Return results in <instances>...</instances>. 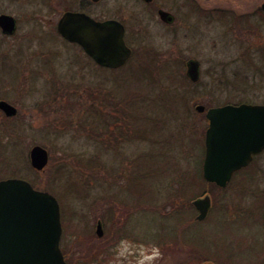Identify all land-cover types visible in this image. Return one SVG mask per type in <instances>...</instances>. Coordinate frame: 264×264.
I'll use <instances>...</instances> for the list:
<instances>
[{
    "label": "rangeland",
    "instance_id": "374dc122",
    "mask_svg": "<svg viewBox=\"0 0 264 264\" xmlns=\"http://www.w3.org/2000/svg\"><path fill=\"white\" fill-rule=\"evenodd\" d=\"M155 3L102 4L107 12L124 6L140 20L128 21L134 51L119 69L92 64L79 46L55 38L35 46L38 60L19 59L21 118L15 135L0 123V179L16 175L57 198L71 264H264V154L225 188L207 183L208 121L195 109L264 104V9L257 10L264 0ZM157 4L175 14V24L161 22ZM190 60L200 62L195 83L187 77ZM7 74L2 86L17 75ZM123 79L118 97L141 94L130 111L142 119L138 125L121 115L140 132L115 143L101 135L114 114L112 84ZM35 145L49 151L43 171L30 163ZM207 194L213 207L198 222L192 201ZM99 220L107 236L115 234L113 249L102 251L114 250L109 257L98 251Z\"/></svg>",
    "mask_w": 264,
    "mask_h": 264
},
{
    "label": "water",
    "instance_id": "95a60500",
    "mask_svg": "<svg viewBox=\"0 0 264 264\" xmlns=\"http://www.w3.org/2000/svg\"><path fill=\"white\" fill-rule=\"evenodd\" d=\"M151 1V0H148ZM164 21H172L161 11ZM60 32L78 42L101 66L119 68L131 57L124 40V27L117 21L96 22L85 14L69 13L60 23ZM187 76L200 79V62L187 63ZM0 108L15 115L16 108L0 101ZM205 113L204 105L196 106ZM205 138L203 176L208 183L225 188L235 172L250 165L264 150V105L241 104L210 108ZM31 165L43 171L49 163L48 151L36 145L30 152ZM197 220L208 216L212 207L209 194L193 201ZM63 234L61 209L57 198L20 178L0 181V264H67L60 242ZM96 234L104 235L99 221Z\"/></svg>",
    "mask_w": 264,
    "mask_h": 264
},
{
    "label": "flooded vegetation",
    "instance_id": "af4514ba",
    "mask_svg": "<svg viewBox=\"0 0 264 264\" xmlns=\"http://www.w3.org/2000/svg\"><path fill=\"white\" fill-rule=\"evenodd\" d=\"M135 1L139 5H142V7L150 8L156 5L155 0ZM105 2L106 0H0V101L9 103L17 110V113L12 116L8 115L4 109L0 108V123L3 124L6 131H9V134L15 135L18 133L17 130L19 129V120L21 118V109L19 107L20 98L18 93L19 89H21V85L16 81V78L19 76L18 69L22 70V64L19 63V59L38 60L39 54L35 50V46L40 41L42 43L48 41L49 43L55 38V40L57 39L59 42L67 45L74 43L81 48L82 53L88 56L92 64H97V62L85 51L83 46L78 42H72L60 32V23L65 15L69 13L85 14L100 23L111 20L121 23L124 27L125 43L132 50L130 59L132 58L134 50L127 43L128 21L139 22L140 20H138V17H130L126 13L129 12V10L124 6L111 8V12L103 10L101 6L105 4ZM156 7L162 23L170 26L175 24L176 16L174 13L165 10L164 7L159 5ZM262 8L264 9V4L261 6V9L258 8L257 10H262ZM161 11L169 13L172 17V21L168 22L162 20L160 17ZM49 52L51 51L49 50ZM43 68L45 67H41L35 73L38 75L39 73H43ZM7 69L10 72L14 71L17 75L13 78L14 80L12 79L13 83L10 84V86L6 84L2 86L1 83L5 78L10 80ZM3 74H6V77ZM13 92L14 96H11ZM55 92L61 93L62 90ZM56 99L58 100L59 97H56ZM54 111V109L50 108L47 113L49 119V116L54 114ZM114 240V232L107 236L105 229L103 236H97L98 251L101 252L102 257L105 254H107L108 257L109 254L112 255L114 250L111 253H103L102 251L110 248L113 249ZM66 260L68 264L73 262L69 255L66 257Z\"/></svg>",
    "mask_w": 264,
    "mask_h": 264
},
{
    "label": "trees",
    "instance_id": "16d2710c",
    "mask_svg": "<svg viewBox=\"0 0 264 264\" xmlns=\"http://www.w3.org/2000/svg\"><path fill=\"white\" fill-rule=\"evenodd\" d=\"M130 79H133V78L131 77ZM123 82L124 83L117 82V80H115V82H113L112 85H114V86H113V90H111V91H112L113 94H115L114 97H112L111 96V93L108 92V94H110L108 96H111L114 99V102H115V106H114V103H111L112 108L114 110V114L111 115L110 120H108L106 122V127H105L106 129H105V131L102 130V135H101V136L104 135L105 137H111L112 136L113 137L112 139L114 140L115 143H117L118 141H120V137L119 136L124 135V136L134 137L135 135H138L139 134L138 132H140V131H136L135 129L134 130H130L127 127L128 125L125 122H127L129 119L128 118H124L125 119L124 120L123 117H122L124 114L125 115H128V117L129 118H132L133 120L135 119L137 121L136 122L137 124H138V119H142V117H139L138 118V117L133 116V115H136V114H133V112H135V111H133V112L130 111V108H132L131 105H130V103L132 104L133 102H136V100L138 102V99L141 96V94H138V95L133 94V96L130 97V98L127 97V96H125L123 98L118 97V96H122V94H118L117 93V89L124 87L125 84H126L125 82H127V80H124L123 79ZM94 92L95 91H93V93ZM64 99H65V97L63 96V100ZM99 99L100 98H95L94 97L93 100H91V101L95 104V103H97V101H99ZM134 99H136V100H134ZM93 108H94V105H93ZM124 111H126V113ZM116 114H120V116L116 117L115 116ZM131 124H135V123H130V127H131ZM119 130H120V133H118ZM147 132H146V130L144 132H142L144 134V137H145V135H146ZM95 133H96V131H95ZM129 133H131V134L129 135ZM107 140H109V139L107 138ZM14 174H16V173H14Z\"/></svg>",
    "mask_w": 264,
    "mask_h": 264
}]
</instances>
